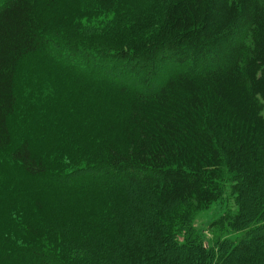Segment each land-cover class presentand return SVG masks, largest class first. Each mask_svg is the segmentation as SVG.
Here are the masks:
<instances>
[{
	"label": "trees",
	"instance_id": "16d2710c",
	"mask_svg": "<svg viewBox=\"0 0 264 264\" xmlns=\"http://www.w3.org/2000/svg\"><path fill=\"white\" fill-rule=\"evenodd\" d=\"M263 105L264 0H0V264H264Z\"/></svg>",
	"mask_w": 264,
	"mask_h": 264
},
{
	"label": "rangeland",
	"instance_id": "374dc122",
	"mask_svg": "<svg viewBox=\"0 0 264 264\" xmlns=\"http://www.w3.org/2000/svg\"><path fill=\"white\" fill-rule=\"evenodd\" d=\"M89 24H86L82 28L81 35L84 38L90 39L94 38L97 41L106 40V34L112 28V20L110 17L101 19L94 18L91 19ZM97 33V34H94ZM120 84L131 85L130 82H120ZM132 86V85H131ZM262 114L264 116V105ZM226 212H236V206L234 204V197L230 192L229 186L224 188L221 198L213 203L208 209L200 211L193 219L192 226L200 234L202 238L203 246L206 248L211 245L213 230L215 229V223L224 215ZM240 234L231 235V241L238 238ZM184 256L182 255V258Z\"/></svg>",
	"mask_w": 264,
	"mask_h": 264
}]
</instances>
